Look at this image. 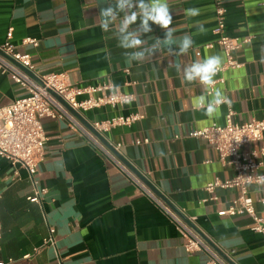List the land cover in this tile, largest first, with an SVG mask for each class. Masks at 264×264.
Returning <instances> with one entry per match:
<instances>
[{
    "label": "crops",
    "instance_id": "0c3cea01",
    "mask_svg": "<svg viewBox=\"0 0 264 264\" xmlns=\"http://www.w3.org/2000/svg\"><path fill=\"white\" fill-rule=\"evenodd\" d=\"M262 1L223 0L225 33L250 36V41L233 53L242 66L220 70L207 92L198 83L182 82V70L210 55L225 62L213 33V0H167L174 37L187 34L194 41L185 54L170 55L162 48L129 64L125 53L131 50L118 46L115 25L107 32L99 26L100 8L115 0H0V43L11 29L10 42L30 56L35 73L64 72L74 87L109 82L131 94L128 103L90 109L80 120L86 124L139 115L130 125L106 132V141L120 144L119 154L134 173L191 217L195 229L219 253L231 252L232 264H264L263 237L250 229L251 218L221 213L238 189H204L215 179L233 177L232 167L219 161L206 140L190 136L202 127L224 125L229 111L233 123L264 119ZM189 8H198L200 14L189 18ZM149 24L152 31L142 37L145 47L164 37L163 29ZM28 38L36 44L24 43ZM217 89L230 103L209 117L195 101ZM24 92L15 77L0 71V106ZM42 124L44 156L33 179L25 168L0 156V256L5 264H211L203 252L187 253L179 230L161 208L65 119L44 118ZM260 148L264 136L241 147ZM259 161L258 172L264 173V155ZM34 190L40 193L39 202L28 199ZM248 193L255 212L264 217V185L251 183ZM50 229L54 243L43 246Z\"/></svg>",
    "mask_w": 264,
    "mask_h": 264
},
{
    "label": "built area",
    "instance_id": "2783aa9c",
    "mask_svg": "<svg viewBox=\"0 0 264 264\" xmlns=\"http://www.w3.org/2000/svg\"><path fill=\"white\" fill-rule=\"evenodd\" d=\"M213 2L215 43L221 47L225 55V62L221 70L236 69L241 67L242 63L234 58L233 53L243 43L249 42L250 36L240 39L227 35L225 33L226 9L223 0H213ZM261 5L264 6V1ZM10 38L11 29L7 32L6 40L0 43V71L15 77L25 92L10 104L0 106V156L12 165L25 168L29 177L33 179L38 164L44 156L46 136L42 120L44 118L65 119L72 130L78 131L81 136L92 143L101 154L113 162L132 184L161 208L179 230L184 250L187 253L203 252L207 255L208 263L211 264H232L231 252L219 253L213 244L195 229L191 217L184 216L183 211L164 201L144 181L143 176L134 173L132 168L119 156L120 144H109L104 138L105 133L112 128L130 125L140 118L139 115H120L106 120L86 121L87 126L62 103L64 102L82 117L84 112L100 106H122L132 100V95L119 91L109 82L95 86L74 87L64 72L37 74L30 56L17 51L10 42ZM23 42L36 44V40L29 38ZM81 95H85V98L80 99ZM230 116L231 111L226 115L224 125L212 124L190 133V136L204 139L211 144L217 150L219 161L223 165L231 166L234 171L233 177L225 180L215 179L207 183L204 189L206 192L212 193L215 188H237L238 196L221 213L229 216H249L252 220L250 229L260 233L264 243V217L257 215L248 193V185L258 183V178L264 177V173L258 172L261 166L259 157L264 155V148L249 151L241 149L244 145L258 142L263 138L264 119L233 123ZM94 132L103 137L104 141ZM238 141L240 142L237 143ZM143 142H147V140L144 139ZM41 192L43 193L44 189ZM39 195L40 193L34 190L33 195L28 199L39 202ZM260 202L264 204V198H261ZM53 243V229H50L49 237L43 241V246ZM0 264H5L1 256Z\"/></svg>",
    "mask_w": 264,
    "mask_h": 264
},
{
    "label": "clouds",
    "instance_id": "9594fccd",
    "mask_svg": "<svg viewBox=\"0 0 264 264\" xmlns=\"http://www.w3.org/2000/svg\"><path fill=\"white\" fill-rule=\"evenodd\" d=\"M121 13L124 14L123 18L117 23ZM186 14L189 18L195 17L200 14V10L189 8L186 10ZM138 20L139 23L137 24ZM172 20L167 0H115L114 5L108 4L106 7H101L99 11L100 28L107 32L111 26L115 25L118 46L125 50H131L125 53L129 64L133 61H143L162 48H166L170 55H180L188 52L194 41L191 35L187 34L174 37V30L170 27ZM149 22L163 29L164 37L162 39L156 38L151 46L145 47L146 41L142 37L152 31ZM134 24L137 25L135 28L132 27ZM199 30L204 31L202 25L199 26ZM176 67L177 71L181 70L179 65ZM221 67L222 58L219 55H210L203 60L185 66L182 70V82L187 84L198 83L207 92L214 85L215 77ZM195 103L199 109L211 117L222 104L230 103V101L221 90L217 89L210 97L200 95ZM258 183L264 185V177H259Z\"/></svg>",
    "mask_w": 264,
    "mask_h": 264
},
{
    "label": "water",
    "instance_id": "95a60500",
    "mask_svg": "<svg viewBox=\"0 0 264 264\" xmlns=\"http://www.w3.org/2000/svg\"><path fill=\"white\" fill-rule=\"evenodd\" d=\"M61 101V100H60ZM62 102V101H61ZM77 118H79V119H82V117L78 114V113H76L75 111H73L72 109H70L64 102H62ZM86 125L88 126V123H86ZM95 134H96V136H98L101 140H103L104 141V138L103 137H101L99 134H97L96 132H94ZM120 156V155H119ZM146 182V181H145Z\"/></svg>",
    "mask_w": 264,
    "mask_h": 264
}]
</instances>
